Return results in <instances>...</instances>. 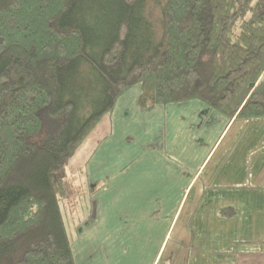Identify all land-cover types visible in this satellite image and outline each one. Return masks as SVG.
I'll use <instances>...</instances> for the list:
<instances>
[{
    "label": "trees",
    "instance_id": "16d2710c",
    "mask_svg": "<svg viewBox=\"0 0 264 264\" xmlns=\"http://www.w3.org/2000/svg\"><path fill=\"white\" fill-rule=\"evenodd\" d=\"M147 1L0 0V264H76L69 160L132 86L264 117V0Z\"/></svg>",
    "mask_w": 264,
    "mask_h": 264
},
{
    "label": "crops",
    "instance_id": "0c3cea01",
    "mask_svg": "<svg viewBox=\"0 0 264 264\" xmlns=\"http://www.w3.org/2000/svg\"><path fill=\"white\" fill-rule=\"evenodd\" d=\"M140 92L119 96L83 160L93 206L70 228L76 264H264V117L141 107Z\"/></svg>",
    "mask_w": 264,
    "mask_h": 264
},
{
    "label": "rangeland",
    "instance_id": "374dc122",
    "mask_svg": "<svg viewBox=\"0 0 264 264\" xmlns=\"http://www.w3.org/2000/svg\"><path fill=\"white\" fill-rule=\"evenodd\" d=\"M160 6L158 3V0H148L146 2V10L151 16V18L156 21L158 24V27L160 28ZM133 86L131 87V89ZM130 89V88H129ZM128 89V90H129ZM103 121V120H102ZM100 124L97 125V127L84 139V141L81 143L79 148L74 152V154L71 156L69 160L68 165V173L70 177L73 179V182L75 185H79L80 189L82 190V194H79L77 196V200L75 202V210L72 212L73 208L72 206H65L63 207V216L64 220L67 224L68 230L70 232V228L74 225V215L75 219L78 215V211L80 210L81 214H88L92 210L93 202L91 199V188L89 186L88 179L83 176L82 174V163L83 160L86 157L87 152L97 143V140L101 136V133L103 130H101L102 126Z\"/></svg>",
    "mask_w": 264,
    "mask_h": 264
}]
</instances>
